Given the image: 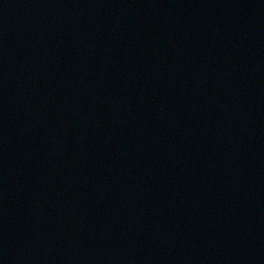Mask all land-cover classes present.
I'll use <instances>...</instances> for the list:
<instances>
[{
    "label": "water",
    "instance_id": "95a60500",
    "mask_svg": "<svg viewBox=\"0 0 264 264\" xmlns=\"http://www.w3.org/2000/svg\"><path fill=\"white\" fill-rule=\"evenodd\" d=\"M0 264H264V0H0Z\"/></svg>",
    "mask_w": 264,
    "mask_h": 264
}]
</instances>
